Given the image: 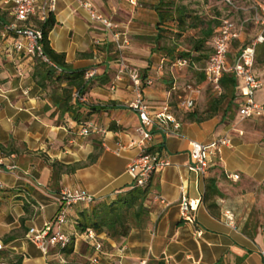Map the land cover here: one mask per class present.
Masks as SVG:
<instances>
[{
  "label": "crops",
  "instance_id": "crops-1",
  "mask_svg": "<svg viewBox=\"0 0 264 264\" xmlns=\"http://www.w3.org/2000/svg\"><path fill=\"white\" fill-rule=\"evenodd\" d=\"M79 1L58 0L53 13L57 23L49 33L50 46L65 54L69 71H98L87 82L85 101L75 100L73 93L76 119L51 98L66 82L42 88L34 77L39 59L14 50V36L6 35L3 26L14 21L12 5L0 0V243L5 246L0 262L10 264L22 257V264H65L60 248L50 246L45 254L26 233L55 218L61 191L84 189L96 200L112 201L133 187L128 167L140 154L136 144L140 118L129 107L136 92L129 75L120 74L122 56L130 68L145 74L143 78L153 79L144 88L152 114L170 104L180 127L169 135L152 130L151 149L162 152L173 165L156 172L149 183L146 225L134 228L127 237H105L108 251L94 252L98 263L88 256L89 264H264L260 253L264 248V115L241 120L239 112L220 111L202 121H189L179 94H187L188 84L199 87L201 93L192 94L195 106L189 111L205 116L209 94L214 92L193 67L173 68L170 79H164L168 58L154 51L157 45L150 40L159 34L156 6L161 0H83L120 24L118 41L113 32L91 20ZM214 3L210 0L205 7ZM27 24L40 25L35 18ZM165 27L175 30L172 23ZM250 36L245 33L239 41L245 44L254 38ZM149 73H157L160 79ZM256 96L264 105V89ZM175 103L179 109H174ZM83 123H93L99 130L83 136ZM225 135L231 143L212 155L207 174L194 170L190 142L210 144ZM119 144L125 147L117 154ZM55 161L76 170L65 171L54 181ZM210 180L214 181L211 187ZM183 197L194 202L193 223L181 218ZM87 207L72 208L67 231L75 237V253L86 244L90 255L91 246L99 243L80 234L74 224ZM228 215L234 218L233 226ZM8 234L15 237L5 244Z\"/></svg>",
  "mask_w": 264,
  "mask_h": 264
},
{
  "label": "built area",
  "instance_id": "built-area-1",
  "mask_svg": "<svg viewBox=\"0 0 264 264\" xmlns=\"http://www.w3.org/2000/svg\"><path fill=\"white\" fill-rule=\"evenodd\" d=\"M4 4L12 5L14 21L4 24V32L6 35L14 36L13 48L17 52L33 58L44 60L53 65L58 71H61L53 64L44 54L42 45L43 30L40 27L30 26L27 23L32 19H37L39 24L48 20L57 9L58 0H2ZM233 9L243 11L249 15L238 24L232 17H226L218 29L217 34L212 41L213 52L209 57L205 68L207 83L211 86L212 91L220 94L223 91L221 78L224 73H234L239 80L241 104L239 109V117L241 120L254 118L264 115V105L256 101V92L262 87V81L255 73L256 51L257 47L264 42V6H240L233 0H225ZM80 5L86 9L91 17V20L100 23L107 31L113 32L116 40L119 36L120 24L115 22L110 16L99 12L90 1H79ZM252 24L258 27V33L243 47L231 61L230 54L232 44L235 40H239L246 33V26ZM118 47L121 45L118 42ZM120 74H127L132 81L136 92L135 101L129 104V107L136 111L140 118V124L137 132L140 134V139L136 143L140 149V154L129 165L128 172L133 179V187L145 188L149 185L153 175L173 165V162L162 152L151 149V142L154 134L152 130L158 128L164 134L169 135L177 132L180 127V122L176 119L170 104L165 105L159 111L152 114L149 104L144 97V88L146 85L153 83L152 78H143L140 71L130 68L125 59L120 56ZM188 63L186 60H179L178 67H184ZM97 69H91L85 72L87 81L93 79L97 75ZM187 94L181 97L180 106L192 109L195 106V99L192 97L194 93H201L199 87L188 84L186 87ZM74 99L77 101H85L84 96L77 90L74 93ZM93 123H83L81 125V134L88 136L94 131H98ZM231 143L229 135H225L218 140L204 144L198 141L190 142V154L193 160V169L205 175L207 174L212 162V155L220 149L222 145ZM125 146L119 144L120 151ZM0 162V170L2 166ZM15 168V167H14ZM2 183L0 181V188ZM61 207L53 220L45 224L41 229L31 228L28 232L33 242L39 249L47 254L50 246H55L60 249L65 248L71 241V235L67 231V226L70 222V213L72 208L78 204L90 205L96 201V196L84 189L64 188L59 196ZM165 203V201L163 200ZM181 218L185 222H195L193 215L194 202L183 197L180 203ZM227 219L230 225H234V218L228 215ZM90 239H95L92 231L87 235ZM5 248L3 243H0V251ZM100 250L99 244L96 247ZM260 253L264 260V248L260 249ZM99 257L94 256L91 261L98 263ZM0 264H6L0 262ZM141 264H147L142 261Z\"/></svg>",
  "mask_w": 264,
  "mask_h": 264
},
{
  "label": "trees",
  "instance_id": "trees-1",
  "mask_svg": "<svg viewBox=\"0 0 264 264\" xmlns=\"http://www.w3.org/2000/svg\"><path fill=\"white\" fill-rule=\"evenodd\" d=\"M233 1L238 3L237 0ZM260 1L263 3H253L248 6H264V0ZM204 2L202 3L200 0H161L160 4L156 6L159 15V34L150 38V40L157 45L154 51L162 52L168 58L166 66H169L170 73L172 72L171 69L180 68L177 66L179 60H186L188 64L184 67L195 68L197 72H200L199 74L201 76L204 75L203 79L207 82L205 68L213 52V38L218 32L222 20L226 17H231L232 11L236 10L228 5L225 0L214 1L215 3L212 8L205 7L206 3L209 4L210 0H204ZM56 23L57 21L52 14L46 22L40 24V27L43 30L42 45L44 54L53 64L60 68L61 71H58L50 63L39 59L40 61L34 77L44 89H46L49 84L59 85L66 82V85L62 87L61 91L58 89L53 91L51 98L57 106L64 109V112L70 113L72 116L76 117V111L71 104L73 93L79 90L82 95L85 94L88 81L85 79L84 71H69L65 54L56 52L50 46L49 33ZM168 23L174 24L175 30L166 28L165 25ZM246 33L249 34V32H247V26ZM250 40L245 41V44H242L239 40H235L232 44V49L235 48L236 43H241V50ZM185 45L188 47H185ZM256 57L258 63L264 64V42L257 47ZM221 85L223 91L210 100L209 107L203 112L206 113L205 116L199 115L197 111H189L190 109L186 112L184 111L189 121H202L204 118L216 115L220 111L227 112L238 109L239 112L241 94L239 89L240 83L236 75L234 73H224L221 78ZM57 91H60V93H57ZM179 95L180 100L181 94ZM172 105H174V109H179L181 107H179L177 103ZM94 109L99 110L101 108L97 107ZM95 158L94 155L90 156L92 161H94ZM52 166L54 181L61 178V175L65 171L73 172L76 170L75 166L65 165L59 161L53 162ZM213 184L214 181L212 180L209 187ZM149 194L150 186L148 185L145 188L132 187L125 190L119 193L117 198L112 201L96 200L82 210L75 219L74 224L77 231L80 234L86 235L92 231L96 241L101 246V251H108L103 242L105 237L112 239L127 237L134 228H142L146 225L149 217V208L146 206V201ZM24 222L25 219L22 218V223ZM28 232L29 230H27L26 233ZM14 237L15 235L8 234L4 237L3 242L7 244L12 241ZM60 250L66 258L71 254H75V237L71 235L69 245ZM90 250L92 254L89 255V260L94 257L93 254L94 252L96 253L98 249L96 246H91ZM101 251H99V253ZM22 261V257H18L13 259L10 264H22ZM66 264L73 263L68 262Z\"/></svg>",
  "mask_w": 264,
  "mask_h": 264
},
{
  "label": "rangeland",
  "instance_id": "rangeland-1",
  "mask_svg": "<svg viewBox=\"0 0 264 264\" xmlns=\"http://www.w3.org/2000/svg\"><path fill=\"white\" fill-rule=\"evenodd\" d=\"M213 1H216V0H213ZM237 2H238L237 3L238 5H246V6H248L249 4L252 5L253 3H255V0H237ZM261 3H263V2H261ZM219 11L222 12L221 10H219ZM232 12L233 13H232L231 17L238 24H240L245 17L249 16L247 14L244 15L243 11H241V10H239V11L236 10V11H232ZM208 14H211V13H208ZM225 14H226V12H225ZM257 29H258V27L254 26L252 24H250V25L248 24L247 25V32H249V34H251V36H255L256 35ZM185 47H188V46L185 45ZM240 47H241V43H236L235 48L232 49V52L230 54L231 61H233L235 59L236 55L238 54V52L240 50ZM37 61L39 62L40 60H37ZM165 65H167V64H165ZM165 69H166V72L164 74V79L165 80H169L170 77L172 76L170 71H169L170 68H169V66H165ZM255 73L260 76L259 78L262 81V87L261 88L264 89V64L258 63L257 57H256V64H255ZM149 74L154 76V77H156V78L159 77V75L157 73H149ZM144 75L145 74H143V76ZM159 79L160 78H158V80ZM215 96L216 95L214 93H210L209 94L210 100L212 98H214ZM256 101L259 102V99H258L257 96H256ZM209 105H210V101L205 105V108H206L205 110H207ZM232 112L234 113V115H238V109H234ZM88 256H89V249H88V246L86 244H84V245H82V247L80 248L78 253L71 254L68 258H65V260H66V263L70 262V263H73V264H89ZM3 257H4L3 254L0 255V259H2Z\"/></svg>",
  "mask_w": 264,
  "mask_h": 264
}]
</instances>
